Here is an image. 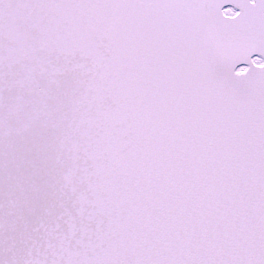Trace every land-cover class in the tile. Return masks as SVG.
Instances as JSON below:
<instances>
[{
	"label": "snow or ice",
	"instance_id": "1",
	"mask_svg": "<svg viewBox=\"0 0 264 264\" xmlns=\"http://www.w3.org/2000/svg\"><path fill=\"white\" fill-rule=\"evenodd\" d=\"M0 264H264V0H0Z\"/></svg>",
	"mask_w": 264,
	"mask_h": 264
}]
</instances>
